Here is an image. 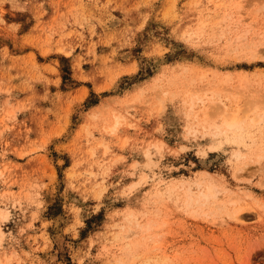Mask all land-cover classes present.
Segmentation results:
<instances>
[{
	"label": "rangeland",
	"instance_id": "rangeland-1",
	"mask_svg": "<svg viewBox=\"0 0 264 264\" xmlns=\"http://www.w3.org/2000/svg\"><path fill=\"white\" fill-rule=\"evenodd\" d=\"M0 264H264V0H0Z\"/></svg>",
	"mask_w": 264,
	"mask_h": 264
},
{
	"label": "bare ground",
	"instance_id": "bare-ground-1",
	"mask_svg": "<svg viewBox=\"0 0 264 264\" xmlns=\"http://www.w3.org/2000/svg\"><path fill=\"white\" fill-rule=\"evenodd\" d=\"M222 127H224L225 129H242V128H244L242 126L241 118H239L237 116L232 118L231 120L224 121L223 124H222ZM209 128L212 129V127H209ZM200 196L202 198H204L205 200H207L209 197H211L212 196V188H211V186L210 185L207 186V189H206L205 192H200ZM2 217H5V216L2 215Z\"/></svg>",
	"mask_w": 264,
	"mask_h": 264
}]
</instances>
